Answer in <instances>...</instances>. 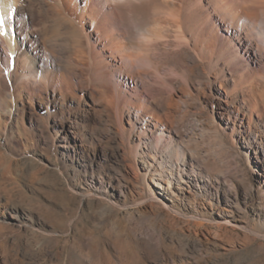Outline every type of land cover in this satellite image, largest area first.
<instances>
[{
  "label": "rangeland",
  "instance_id": "1",
  "mask_svg": "<svg viewBox=\"0 0 264 264\" xmlns=\"http://www.w3.org/2000/svg\"><path fill=\"white\" fill-rule=\"evenodd\" d=\"M16 1L0 264H264V15L249 41L195 0L118 1L147 63L111 79L59 0Z\"/></svg>",
  "mask_w": 264,
  "mask_h": 264
},
{
  "label": "bare ground",
  "instance_id": "2",
  "mask_svg": "<svg viewBox=\"0 0 264 264\" xmlns=\"http://www.w3.org/2000/svg\"><path fill=\"white\" fill-rule=\"evenodd\" d=\"M59 1L73 18V23L84 43L83 47L87 51V61L92 70L98 74H106L111 79L114 71L124 73L131 80L143 79L147 58L130 51L127 32L123 27V16L125 14L131 16L133 12L132 10H129L128 13L127 10L126 12L122 11L118 4L119 1L131 6L132 0ZM164 1L171 4L170 1L173 0ZM189 6L188 10L211 9L223 23L241 28L242 32L249 35V41L253 40L257 29L259 31L260 17L264 15V0H195ZM17 14L16 0L0 1V17L4 20L3 26L0 27V37L7 48L15 53L16 58H19L23 52L21 47L25 44V38H21L17 19L13 20ZM13 26L16 38L6 31L8 28L12 29ZM3 32L5 38L1 34Z\"/></svg>",
  "mask_w": 264,
  "mask_h": 264
},
{
  "label": "snow or ice",
  "instance_id": "3",
  "mask_svg": "<svg viewBox=\"0 0 264 264\" xmlns=\"http://www.w3.org/2000/svg\"><path fill=\"white\" fill-rule=\"evenodd\" d=\"M3 23H4V20H3V18H2V17H0V27H2V26H3Z\"/></svg>",
  "mask_w": 264,
  "mask_h": 264
}]
</instances>
